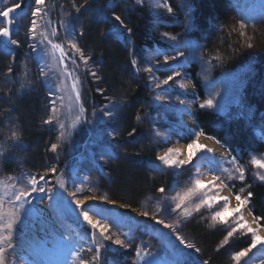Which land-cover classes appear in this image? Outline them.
I'll use <instances>...</instances> for the list:
<instances>
[{"label":"rangeland","instance_id":"374dc122","mask_svg":"<svg viewBox=\"0 0 264 264\" xmlns=\"http://www.w3.org/2000/svg\"><path fill=\"white\" fill-rule=\"evenodd\" d=\"M19 2L21 0H0V10ZM165 2L172 8L171 13L162 6ZM173 2L175 1L143 0L142 4H137L136 0H131L132 4L145 9L150 14L153 28L160 33L161 38L166 43L165 46L156 45L149 48L144 60L140 61V64L136 66L147 77L148 88L150 90L148 101L155 109L154 114H150L152 122L150 135H152L153 141L158 144L159 148L154 151L153 158L160 166L167 168L162 162L156 159L157 155L169 147L181 149L183 145L186 153L184 156L182 153L179 157L183 159L187 155V145L191 140L196 139V133H202L199 136L198 143L204 145L205 148L197 152L193 158L192 165L185 166L187 168L186 171L169 169L172 173V182L167 188H174V190L168 191L167 195L170 198L175 195V191L187 187L193 176L198 175L200 179L206 182L213 175H217L221 176L224 179L225 185H227L220 187L219 195L228 196L231 206L235 207L236 200L234 194L244 189L242 194L247 195V184L236 180L234 182L235 186L233 187L232 182L226 179L227 174L222 173V169L227 168L229 171H233L235 168L243 166L246 169L245 178L253 180L250 182H259L255 177L258 169L251 164V157L256 155L258 158H264V150L261 153H252L247 160L248 163L246 161L245 165L237 160L236 156L225 146L226 150L221 151L219 154H216L213 150L212 152H207V149L210 148L205 145V141L202 139V135L205 134L196 124L194 114L196 108L206 99H213V107L208 108L213 111H223L225 106L235 99L240 86L249 77L250 70L253 71V65L249 61L250 54L252 53L247 56L246 54H240L241 51L233 53V50L225 49L224 37L222 35L221 38L217 37L221 34L219 24L213 26L210 30L217 38L211 40L210 33L198 39L199 41L196 42L192 39L188 31L187 15L183 14V9L188 11L187 7H185L186 5L184 4L182 7L178 3H175L178 6L176 7L173 5ZM229 2L233 4L236 10L230 12L228 20L225 24L223 23L224 25H221L222 32H226L227 30V33L232 34L234 33L233 29L240 31L239 22H244L246 25L244 29L246 33L245 37L249 38V40L246 39L247 43H251L252 46L255 44L256 49H258L259 43L263 40H253L252 38H262V33L264 34V19L262 18L264 16V0H229ZM24 6L26 4L22 3L21 9ZM70 8L71 6H66L64 9ZM72 8H74L73 4ZM52 9L53 2L51 0H45V11L48 15L44 17L42 26H48L50 22V26L48 27L49 31L51 27H55L54 22L49 19V12ZM58 13L61 12L59 11ZM25 14H27L25 17L30 16L27 23L18 22L23 18L21 10L19 11L17 9L15 13L10 14V18H14L12 38L22 42L20 48L25 53V60L20 71V79L23 82L33 80L31 83L36 90L40 89L42 91L45 88L42 79L41 81L39 79L40 68L38 67L37 56H40V59L43 58L45 60V64L43 65L49 71L50 78L53 79L52 90L55 91L54 86L57 83L55 76H58L55 72L57 65L51 61L50 57H44L39 50L37 52L30 51V41L26 42V33L31 20V8ZM74 16L75 14L72 15V19L76 22ZM2 18L0 17V19ZM3 26L4 24H0V27ZM165 33L168 35L165 36ZM69 36L63 37L61 41L56 37V41L64 43V47L67 49L68 45L66 40L73 39L72 35ZM171 36L177 37V40H171ZM256 41H259V43ZM248 44L244 45L245 49L248 47ZM177 51L182 52L183 56L176 57ZM165 56L169 57L167 62L164 60ZM172 57H176V59L173 60L171 59ZM217 57L219 59H216ZM77 59H79L78 56H76ZM49 64L52 65L50 68L48 67ZM192 64H195L193 71L191 70ZM68 66L74 67L71 65V61ZM146 69H151V71H146ZM173 73H178L179 75L174 76L173 80L169 81L166 85L161 83L168 76H172ZM194 78L198 80L199 87L194 83ZM34 81H38L37 85ZM187 81H190L191 85H188ZM67 83L69 87L66 90L56 92L52 97L48 96V90L45 88L47 91L44 100L47 104L51 105L50 100L56 99V96L62 95L64 97L63 104L57 100L56 107L59 111L55 114V120L48 125L63 122L65 125L64 133L68 135L70 132L73 133V130L77 129L79 125V123H76L73 126L76 117L80 116V121L82 117L79 107L75 102L74 93L71 92V81ZM181 85H184V87H181ZM40 90L39 92L41 93ZM156 97H160V99H156ZM174 109H181L183 112H178L174 115ZM49 112L51 113V108H49ZM193 123L197 125V132L191 127ZM95 126L91 123V132L93 133L98 132L95 130ZM93 128L95 131H93ZM157 132L161 134L160 137L156 136ZM163 137H167V140L164 141L162 139ZM214 140L217 141L216 139ZM218 144L222 145L219 142ZM26 147V143L20 139L11 145L8 144V149L0 157V179H6L9 176L19 177L23 174H45L47 169L55 167L57 169L55 173H46L48 185L54 189L55 194H32L31 209H29L28 205H25L24 209L21 210V221H18L16 226H14L12 240L0 243V246L5 247L8 253L5 264H73V251L79 252L81 248L87 249L88 247L94 246L92 241L93 229L79 215V211L76 210L73 203L74 199H85L87 197H96V199L87 200V208L85 210L96 209L97 207L112 209L109 214V219H104L96 215L95 211H90L89 214L95 219H101L102 222L110 224V234H113V239H115L114 234L116 233L128 232L134 238V245H140L144 251L152 254L146 256L144 260L137 259L136 264H147L148 261H156L160 262V264L169 262L171 264V262L177 260L181 261V264H190L194 260H198L199 264H203L204 260L201 258L202 254H204V248L194 237L188 236L187 232H184V224L188 222L203 224L208 231L214 229L219 230L224 236L227 234V230L222 225L218 224L212 227L210 211L202 209L200 213H194L193 216L186 220L181 219L178 228L179 234L188 242L194 243L200 249V252L196 253L194 249H186L183 245L179 244V241L176 240L175 233L171 229H167L152 220L153 214L157 215L159 219H164L166 223H173L178 219V214L172 213V209L175 208V202L171 199L167 202V210L171 214H164L162 211L157 213L156 208L138 209L126 204L122 205L116 200H110L108 195L109 200L114 203L100 201L99 196L105 195V192L100 189L99 181L92 180V177H95V175L92 176L94 172H89V165L95 167V163H91L78 155V157H74V159L66 163L67 165L64 164L61 168L52 165L43 171H29L24 166V163L21 162L24 148ZM10 156H13V158ZM233 157L236 158L235 163L232 162ZM3 159L11 160L17 165L14 173L3 167ZM99 161L96 159V163ZM259 171L264 172V169H259ZM88 172L89 175L87 176ZM61 179L65 182L66 190L61 189L57 184V180ZM217 184H220V181H217ZM76 186L81 187L83 191L76 192ZM89 188L92 191H89ZM4 192L5 189L0 185V195H4ZM37 195L44 196V201L36 200L35 197ZM49 196L53 197V208L48 207ZM158 198H160L159 203L164 205L161 193L160 197L155 199L157 200L156 203H158ZM220 206H223L222 203ZM4 210L5 212L10 210L7 197H5ZM144 211L149 212V216H143ZM243 215L247 221L252 223L254 216L249 205L244 207ZM6 219L7 217H5V221ZM139 220L145 221L151 229H147L148 232L144 233L136 231L135 225L136 223H140ZM255 226L253 224V227ZM3 234L7 235L6 232ZM259 234L264 237V225L259 228ZM96 235L99 239V230H96ZM62 237H66L67 239L64 240ZM121 238L124 239L123 236ZM250 242V235L244 236L239 232L236 233L235 237L230 238L229 244L222 245V248H225L226 252L229 253L226 263L222 262V264H236L231 259L232 253L248 247ZM8 243L12 244L11 249L8 248ZM103 243L108 247L102 251L101 264H133L135 247L120 249L119 246L112 244L111 241H104ZM219 246H221V243L216 248ZM234 246H236L235 249H233ZM181 252L191 253V255H181ZM89 255L85 252L84 258H89ZM262 261H264V245H257L247 257L242 258L241 264H262Z\"/></svg>","mask_w":264,"mask_h":264},{"label":"trees","instance_id":"16d2710c","mask_svg":"<svg viewBox=\"0 0 264 264\" xmlns=\"http://www.w3.org/2000/svg\"><path fill=\"white\" fill-rule=\"evenodd\" d=\"M51 1L53 9L49 12V19L57 28V39L61 41L63 37H70L60 27L62 21H69L73 34L76 30L79 31L77 43L90 57L89 69L96 71L100 79L97 80L90 76V73H85L83 62L77 59L80 65L78 74L83 81L80 105L83 106L84 112L81 113L82 118L77 129L61 137V132H64L65 128L61 129L60 123L53 125L43 123L51 114L49 112L51 105L44 100L49 86L43 83L47 90L44 88L41 91L38 88L40 93L32 83L27 85V81L30 80H26V87L21 88L23 80L20 79V71L25 53L20 47L16 48L13 45L7 47L14 51L6 52L5 44L0 39V145L7 150L8 144L13 143L9 139L11 132H18L19 139L27 146L24 148L21 162L29 171L35 172L43 171L52 165L61 168L64 162L80 155L83 159L96 164L95 167L89 165V172H94L92 176L106 175L111 178L108 184L99 181L100 189L109 196L110 200L140 209L152 207L155 201L157 207L155 199L160 197V194L158 195L156 190L162 186L163 179L172 177V173L168 168L160 166L153 158L154 151L159 148L155 141L150 144V126H152L150 114H154L155 109L148 101L150 92L147 88V77L141 70H137L136 66L144 60L149 48L156 45L165 46V41L153 28L150 14L145 9L132 4L131 0ZM173 1L176 7L178 6L175 3L179 6L186 5L188 11L183 9V14L187 15L188 31L196 42L203 34L212 33L211 28L219 24L221 34L217 37L221 38V35L224 37L225 49L233 50V53L241 51L240 54L247 56L252 53L249 61L254 65V70H250L249 77L240 86L235 99L228 103L223 111L198 107L195 115L202 132L226 146L237 160L245 165L252 153L257 154L264 150V34L262 33V38H252L263 40L260 43L256 41L259 43L258 49L255 44L245 49L244 45L248 44L246 39L249 38L241 37V30L233 31L232 34L227 33V30L226 32L221 30V25L228 20L230 12L236 10L229 0ZM72 4L83 7L77 13L75 8H72ZM66 6L71 8L64 9ZM26 7L19 9L23 16L19 23H27L30 18V16L25 17L27 15L25 13L30 9ZM59 11L61 13H58ZM113 11L121 15L127 28L132 29L131 34L127 29L120 35L114 34L111 25L105 22L106 17H111ZM73 14L76 22L72 19ZM262 18L264 19V16ZM0 20H2L0 24H4L3 18ZM81 29L83 36L80 35ZM212 35L213 38H217L213 33ZM133 59L137 61L136 66L131 63ZM41 60L43 63L38 61L39 68L44 67L45 64V60L43 58ZM69 63L70 60L67 61V64ZM194 66L195 64H192V71ZM9 67L12 68L11 73L8 72ZM55 72L59 75L58 66ZM39 79L43 81L40 76ZM50 79L53 83V79ZM34 82L37 85L38 81ZM194 83L199 87L196 78ZM97 88L102 91H97ZM109 98L122 99L123 102L112 107ZM105 111L112 115L105 116ZM89 121L93 125L99 123L104 125L103 130L98 132L104 137V141L99 137L101 143L103 142L101 146L94 150L85 147L88 151L80 153V146L86 144V136L92 133ZM133 128L136 132L129 136L128 133ZM74 138L79 140L75 141ZM114 141L116 143H113ZM52 143H57L60 151L52 152L50 150ZM142 151H146L149 156L141 155ZM121 154L132 159L122 160ZM96 159L101 162L96 163ZM2 165L13 173L17 169V165L11 160L3 159ZM250 181L253 180L245 178L243 181L247 184V193L249 191L253 193L249 207L253 216L262 218L260 223L264 225V182ZM163 208L164 205L161 203L162 212L168 213V210L165 212ZM184 232L194 237L204 248L202 258L199 255L202 260L208 261V264L226 263L229 253L222 248V245L216 248L224 238L221 231L215 229L208 231L203 224L188 222L184 224ZM235 248L236 246L233 247Z\"/></svg>","mask_w":264,"mask_h":264},{"label":"snow or ice","instance_id":"6c2138e0","mask_svg":"<svg viewBox=\"0 0 264 264\" xmlns=\"http://www.w3.org/2000/svg\"><path fill=\"white\" fill-rule=\"evenodd\" d=\"M25 3V0H21L19 3H13L8 7H5L3 10H0V17L4 18V26L0 27V39L3 40L5 44L6 52H13L14 49L8 48L7 45L16 46L19 48L21 46V41L12 38V25L14 24V18H10V14L16 12L17 9L21 8V4ZM137 4H142L143 0H136ZM26 6L31 8V20L30 24L27 27L26 33V42L30 41L29 48L32 52H37L38 50L42 53L44 57H50L51 61L54 62L58 66L59 75L55 76L57 83L55 84V91L52 90V81L50 79V73L45 67H40L39 75L43 78V83L49 86L48 96L52 97L56 92H62L66 90L69 85L68 81H71V92L74 93V99L76 104L79 106L80 113L84 112V108L80 105L81 101V88H82V79L78 74V70H80V65L77 63L76 56L79 57V61L83 62L85 73H90L95 79L99 80L100 77L97 75V72L89 69V64L91 63L90 57L85 54L82 47L75 40V36L70 28L69 21H62L60 27L64 29L66 35H72L73 39L66 40L68 48L64 47V43L57 42L56 37L58 36V31L56 27H51V30H48L50 26V22L48 26H42V22L44 17L48 15L45 11V0H26ZM160 6V5H157ZM167 9L169 13L172 12V8L165 2L163 5ZM183 6V5H181ZM75 11L77 13L80 12V8L83 5L77 7L73 4ZM112 27L114 34L120 35L123 33L125 29L129 34L132 33L131 28H127L124 20L121 15L116 14L114 11L112 12L111 17H106V21ZM246 25L244 22H239L240 36L244 37L246 35L244 29ZM236 29H233L235 31ZM83 30L81 29L80 35L83 36ZM165 36L168 34L165 33ZM171 40H177V37L171 36ZM248 47H252L249 43ZM71 52V55H70ZM58 53V55H57ZM183 56L182 52L177 51L176 57ZM176 57H172L171 59L175 60ZM38 61L43 63L40 59V56H37ZM216 59H219L217 57ZM71 61V65L74 67H69L67 61ZM165 62L169 60L168 56L164 57ZM133 66L137 65V61L133 59L131 61ZM52 65L49 64L50 68ZM138 70V69H137ZM146 71H151V69H146ZM8 72H12V68H8ZM55 75V74H53ZM178 73H173L172 76H168L167 79L163 80L162 84H168L169 81L173 80L174 76H178ZM31 81H27V85H30ZM21 88L26 87L25 82H21ZM184 87V85H181ZM97 91H102L97 88ZM156 99H160V97H156ZM57 100L63 104L64 97L56 96V99L50 100L51 104V113L46 120L43 121L44 124H51L53 120H55V114L59 111L56 107ZM123 101L116 100L114 98H109V104L112 107L121 104ZM183 103V101H181ZM107 107V105L105 106ZM199 107L201 109L212 108L213 107V99L209 98L204 100ZM95 114V113H94ZM105 116H111L112 113L105 111ZM137 119H140V116H137ZM80 122V116L76 117V120L73 122V126L76 123ZM89 123H91L89 121ZM60 128L63 129L65 125L63 122L59 124ZM136 132V129L133 128L131 132L128 133L129 136H132ZM202 133H196V139L191 140V142L187 145V155L180 159L179 157L182 155V150L178 148L169 147L162 153L158 154L156 159L162 162L164 166L168 169L172 170H180L186 171L187 168L185 166H191L193 163V158L196 156L197 152L201 149H204L205 146L198 143L199 136ZM65 135L64 132H61V137ZM113 135L115 133L113 132ZM157 137H160V133H156ZM13 142H17L19 140V134L16 131H12L9 137ZM164 141L167 140V137L162 138ZM59 145L57 143H52L50 146V150L52 152H56L58 150ZM6 149L0 145V157L4 155ZM207 152H212V149H207ZM235 157L232 158V162L235 163ZM251 164L255 166L258 170L255 173V177L260 182H264V172L259 171V169H264V158H258L256 155L251 157ZM57 169L55 167L47 169V172L55 173ZM45 174H23L19 177H7L6 179H0V185L5 189L4 195H0V243L5 241H11L13 237V229L16 226L18 221H21V210L24 209L25 205L29 206L31 209L32 206V194L36 193H54V189L48 185L47 176ZM222 173H226V179L232 182V186H235V181L239 180L241 182L245 181L246 169L243 166H239L235 168L233 171H229L227 168L222 169ZM217 181H220V184H217ZM83 183V181H82ZM57 184L61 189H65V182L61 180H57ZM74 184V182H73ZM75 186V184H74ZM227 186L225 185L224 179L221 176L213 175L212 178L208 181H204L199 178V176H193L190 180V184L187 187L180 189L179 191H175V195L172 197H168V191L174 190V188H166L160 187L157 189L159 193L162 194V199L164 201L163 211L167 212L168 209V200L171 199L175 202V208L172 209V213L178 214V219L173 223H166L164 219H159L157 215H152V220H154L157 224L163 225L167 229H171L175 235L176 240L179 241L180 245H183L186 249H194L196 253L200 252V249L196 247L194 243L188 242L183 236L179 234L178 228L181 222V219H188L193 216L194 213H200L202 209H207L211 213V226L215 227L216 225L224 226V229L227 230V234L224 236L221 241V245L229 244L230 238L235 237L236 233H241L244 236L250 235L251 242L248 244V247L241 249L240 251H236L232 253L231 259L236 262V264H241L242 258L247 257L248 254L252 251V249L256 248L257 245H264V237L259 234V228L262 226L260 221L261 217L254 216L252 223L247 221L243 215L244 207L250 204V200L253 196L252 192H248L247 195H243L244 189H241L240 192L235 193L236 205L232 207L230 204V198L228 196L219 195L220 187ZM66 190V189H65ZM92 191L91 188L88 189ZM76 192H82L83 189L81 187H75ZM75 195V193H73ZM5 197L8 198V204L10 206V210L5 212L4 204ZM38 201H44V196L37 195L35 197ZM52 196L48 197V207L53 208ZM62 199V197H60ZM89 199H96V197H87L85 199H74L73 203L75 205L76 210L79 211V215L83 217V220L87 222L88 225L93 229L92 231V241L93 247H88L87 249L81 248L79 252L73 251V264H101L102 251L105 250L108 246L104 244V241H111L112 244L119 246L120 249H130L135 247V257L133 264H136V260H144L146 256L152 255L144 251L140 245L133 244V237L130 236L128 232L124 233H116L115 239H113V234H110V224L106 222H102L101 219H95L92 215L89 214L90 211H95L96 215L101 216L104 219H109V214L112 209L107 207H97L96 209L87 208L86 201ZM158 203L156 207V212L160 213L162 211L161 204ZM100 201H108V203H113L109 200L108 196L100 195ZM222 203V207L220 206ZM215 206V207H214ZM171 214V213H169ZM42 215V212H41ZM143 216H149V212L144 211ZM5 217H7L5 221ZM231 218V219H230ZM253 224L256 226L253 227ZM96 230H99V239L96 235ZM7 233L4 235L3 233ZM124 237V239L121 238ZM62 239L66 240V237H62ZM43 242V241H42ZM175 247V245H173ZM8 248H12V244L8 243ZM180 251V250H178ZM87 252L89 258L85 259L84 254ZM181 255H191V253H180ZM7 250L5 247L0 246V264H5L7 258ZM147 264H160V262L156 261H148ZM164 264H169V262H164ZM171 264H181V261L177 260L171 262ZM190 264H199L198 260L191 261ZM203 264H208V261H204ZM264 264V261H262Z\"/></svg>","mask_w":264,"mask_h":264},{"label":"bare ground","instance_id":"6f19581e","mask_svg":"<svg viewBox=\"0 0 264 264\" xmlns=\"http://www.w3.org/2000/svg\"><path fill=\"white\" fill-rule=\"evenodd\" d=\"M191 29L192 30H195V28L194 27H191ZM208 34H210V33H206V34H203V36L202 37H205V35H208ZM74 36H75V40H76V42H77V40H78V37H79V31L78 30H76L75 31V34H74ZM193 39V38H192ZM211 40H214V38H213V35H212V33H211ZM253 70H254V65H253ZM187 83H188V85H191L190 84V81H187ZM147 88H148V83H147ZM148 91L150 92V90H149V88H148ZM179 97V96H178ZM182 109V108H181ZM175 110L174 109V115H176L178 112H183V110ZM196 112H197V110H195V114H194V118H195V115H196ZM196 121V120H195ZM196 124H197V122H196ZM196 124H191V127L194 129V131L195 132H197L198 131V128H197V125ZM177 126V125H176ZM199 126V125H198ZM101 127V128H100ZM95 130L96 131H101V130H103V128H104V125L102 124V123H99L98 125H96L95 126ZM200 128V127H199ZM98 129V130H97ZM179 129H181V128H179ZM201 129V128H200ZM179 131V130H178ZM202 131V130H201ZM98 132L97 133H89L87 136H86V144L83 146V145H81L80 146V149H79V152L80 153H84V152H87L88 150L86 149V148H89V149H91V150H94V149H97L99 146H101V144L103 143H101V141L99 140V137L104 141V137H102V136H100L99 134H98ZM141 135V134H140ZM206 135V134H205ZM205 135H202V139H204V141H205V145H207L210 149H212L216 154H219V153H221V151H225L226 150V148L224 147V145L222 144V145H220V144H218L214 139H212V138H210V137H208V136H205ZM74 140L75 141H78L79 139H77V138H74ZM140 140V139H139ZM147 141V140H146ZM152 141H153V137H152V135H150V144H152ZM70 142H73L72 140H70ZM113 143H116V141H114ZM86 147V148H85ZM182 153H183V156L185 155V153H186V149L184 148V146L182 145ZM123 151H124V149H123ZM141 155H144V157H148L149 156V154L148 153H146V151H142L141 153H140ZM215 154V155H216ZM121 155H123V154H121ZM217 156V155H216ZM121 159L122 160H124L125 159V161H128V160H130V159H132V158H129V157H127V156H125V155H123L122 157H121ZM134 160V159H133ZM136 160V159H135ZM68 162H70V161H66V162H64V164H66V163H68ZM67 165V164H66ZM92 180H96V181H104V183L105 184H108V183H110V181H111V178L109 177L108 178V176H106V175H103V176H96L95 175V177H93L92 178ZM171 177H166L165 179H163V183H162V186L163 187H168L169 186V184H171ZM162 186H160V187H162ZM157 191V190H156ZM158 194H160L159 192H158ZM114 203V202H113ZM116 204V203H115ZM156 207V204L155 203H153V206L152 207H150V208H155ZM134 208H138V209H140L139 207H134ZM140 221V223H136V225H135V229H136V231H139V233H144V232H148L147 231V229H151L147 224H146V222L145 221H141V220H139ZM145 222V223H144Z\"/></svg>","mask_w":264,"mask_h":264},{"label":"water","instance_id":"95a60500","mask_svg":"<svg viewBox=\"0 0 264 264\" xmlns=\"http://www.w3.org/2000/svg\"><path fill=\"white\" fill-rule=\"evenodd\" d=\"M12 30V29H11ZM1 41L3 42V40L1 39ZM4 43V42H3ZM8 46H10V45H8Z\"/></svg>","mask_w":264,"mask_h":264}]
</instances>
